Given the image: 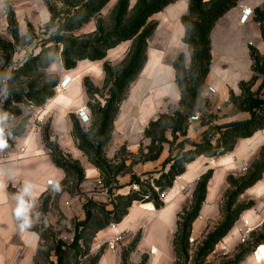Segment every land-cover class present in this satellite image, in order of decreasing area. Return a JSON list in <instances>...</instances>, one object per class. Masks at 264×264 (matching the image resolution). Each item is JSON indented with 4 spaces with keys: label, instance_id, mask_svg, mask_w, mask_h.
<instances>
[{
    "label": "rangeland",
    "instance_id": "1",
    "mask_svg": "<svg viewBox=\"0 0 264 264\" xmlns=\"http://www.w3.org/2000/svg\"><path fill=\"white\" fill-rule=\"evenodd\" d=\"M121 7L126 8L123 14ZM139 8L140 0H0V143L2 147L13 146L12 138L16 136L38 131L42 134L46 147L56 161L70 162L62 154L56 141L52 140L50 121L47 117H42L41 113L60 86V69H69L65 67V59L68 63H75L76 66L79 62H85L88 64V69L83 80L90 96L89 104L92 107L94 120L89 131L76 124L75 136L79 147L102 171L103 182L98 185L101 189L109 187L110 194L108 203L102 201L96 203L94 200L82 197L81 202H66L61 207L57 197L54 200H43L30 210L25 196L21 194L19 197L21 223L24 227L39 232L41 244L32 259L29 250L23 249L18 242L11 245L13 243L0 241V264H59L57 255L59 246L63 247L64 262L62 264H98L102 253L109 249L107 240L102 243L96 241L95 230L104 225V216H108L107 204L112 216L119 217L126 211L129 202L127 197L122 193L116 197L112 195L113 188L123 187L119 183L120 179H117L118 176L123 177L129 174L131 181L137 177L130 174L133 168L158 152L162 142H156L161 140V132L169 130L172 126L167 117L154 127H150L149 124L147 136L149 138L151 135L155 136L156 140L153 142L145 137L146 140L141 143L138 153L131 152L124 145L112 155L114 145L112 141L114 135L111 137L112 127L108 128L104 138L99 139L98 136L99 128L104 120V111L109 108L107 100L110 98V88L113 83L119 82L118 78L123 69L129 65L137 42V37L118 41L115 36L110 35L115 31L118 22L123 27L130 26ZM165 8L154 14L148 23L156 22L158 27ZM186 15L191 19L194 17L190 11ZM254 20L264 30V5L258 7ZM155 30L148 39L147 51L149 47L151 49L162 47L166 31H160L157 36H154ZM253 47L257 50L259 64L258 67L253 66L252 78L254 77L255 84L252 90L255 94L264 97V74L258 70V68L264 69V54H260L258 49ZM190 55L186 68L189 77H192L195 71V60L192 54ZM249 58L247 55L240 58V71L243 76L251 75ZM96 69L98 74L94 76L91 70ZM138 75L127 83V88L119 97L120 103L126 98L129 85L137 80ZM98 79L104 82L102 88L94 85V81ZM248 81L244 84L245 89H249ZM52 94L54 95L51 97ZM246 95L241 90L234 97H230V101L235 105L233 110H237L242 105ZM42 100H45V103L39 106ZM112 106L117 108L118 103ZM183 111V106L180 108L177 104L169 103L166 110L160 114L173 115ZM207 115L204 113L203 117L206 118ZM261 130H264V127ZM228 140L230 142L235 139L231 137ZM147 149H149L148 152ZM107 151L109 155L111 154L109 160L105 157ZM196 152V150L193 153L184 151L182 154L187 158H193ZM223 152L224 150L220 148L213 150L212 154L215 153V155L206 156L213 159L231 153L223 154ZM177 153L178 149H175L173 156H177ZM72 164L76 165L77 169L65 167L69 174L65 189L74 192L76 185L73 175L77 174L79 177L81 169L77 164ZM168 172V167L164 166L158 172H147L142 175V179L147 183L144 182L137 192L148 194L147 197L140 196L142 200L149 198L153 192L160 195L163 193L153 188L151 183L156 180L157 184L158 182L165 184V176ZM255 174L263 179L264 147L258 159L226 176L215 202L218 210L208 220L204 232L194 235L187 229L185 231L187 238L183 237L184 240L181 239L183 234L181 235L182 231L180 232L175 242L177 264H234L239 256H241L239 264L245 260L246 264L256 263L252 255V245L242 243L240 236L233 233L241 224L242 214L250 211L247 213L252 215V212L257 210L256 195L251 191L259 181L247 186ZM197 187L190 208L181 216L184 217V219L181 218L182 229L186 228L184 224H191L194 219L192 215L198 205L197 196L199 195ZM53 193L57 195L59 189ZM94 204L99 207V213H94L90 221L80 222L78 217L79 212L82 211L81 208L87 212L91 207L93 208ZM253 214V222L258 223L257 215L261 216L263 211L256 212V218L255 213ZM229 224H231L230 228H228ZM77 227L82 239L78 244H74ZM223 234H225L224 237H222ZM192 236L196 238L193 245L189 242ZM182 240L183 245H180ZM252 240L259 242L264 240V224L255 230ZM249 259L252 261L249 262Z\"/></svg>",
    "mask_w": 264,
    "mask_h": 264
},
{
    "label": "crops",
    "instance_id": "2",
    "mask_svg": "<svg viewBox=\"0 0 264 264\" xmlns=\"http://www.w3.org/2000/svg\"><path fill=\"white\" fill-rule=\"evenodd\" d=\"M190 3L191 0H177L165 8L163 18L154 33V36H157L160 31H166L162 47L148 48L146 63L139 72L137 80L129 85L126 98L118 106V112L111 128V137L114 135L112 155L124 145L131 152L138 153L142 146L141 143L146 140L145 137L152 141V137L147 136V127L150 122L157 119L169 103L177 104L181 108V91L176 80L174 64L182 53L186 55L187 63L191 57L189 45L184 40L187 29L182 22V17L189 12ZM241 5L253 9L256 15L258 7L264 5V0H240L237 6L217 21L211 33L213 53L211 70L194 114L200 117L204 116V113L218 114L219 117L210 124L213 126L251 118L247 112L232 114L233 104L230 96L231 92L240 93L241 82L252 78L254 61L251 57L250 46H255L263 55L264 37L254 17L246 24L241 22L243 14ZM244 55L250 57V76L241 75L240 58ZM87 67L88 64L85 62H79L73 69H60L61 82L66 79L68 81L69 78L71 82L66 88L58 87L56 94L48 101L41 113L42 117H47L50 121L52 140L56 141L62 154L81 169V180L78 179L77 174L73 175L76 185L74 192L65 189L69 176L68 171L54 159L40 132L31 131L27 135L12 138L14 145L11 147L10 145L2 147L0 143L2 147L0 148L10 152L15 158L0 161V241L13 243L11 245L18 242L23 249L29 250L32 259L41 244V235L37 230L22 225L19 199L11 192V188L25 196L29 210L43 200H54L57 197L61 207L66 202H81L82 197L94 200L96 203L101 201L108 203L109 201V187L101 189L98 185L103 182L101 169L79 147L75 136L76 124L89 131L94 120L92 107L89 104L90 96L83 80ZM91 71L94 76H97V69ZM94 85L102 88L104 82L98 79L94 81ZM210 87L215 91H211ZM82 105L88 106L91 116L89 123L82 122L78 115L77 110ZM207 128L208 125H204L201 119L190 121L187 135L180 134L175 147L186 137L195 142H203ZM165 136L172 141L174 139L172 129L167 130ZM219 136L220 133H216L213 144H216ZM23 147L25 151L21 152ZM263 147L264 130H260L252 137L238 139L231 153L213 159L205 154L194 157L186 164V171L176 177L173 186L166 188L161 194L164 201L162 208L157 209L153 201H134L130 207H127L115 228L104 225L95 230L96 241L100 243L109 241L118 234H123L124 237L115 250L108 249L102 253L98 264H123L124 258L127 264H177L175 242L182 230L181 216L192 204L198 181L208 171L213 172L208 185L206 201L198 216L189 226V231L194 235L202 234L210 217L216 214L218 208L215 202L226 176L258 159ZM191 150H194V147L187 144L184 151ZM110 155L107 151L105 157L109 160ZM170 155V143L162 142V147L158 152H155L153 157L147 158L144 163L135 166L130 174L140 178L141 184L139 185L142 187L144 182L147 183L142 179L143 174L158 172L164 166L168 167V171L170 170L171 164L165 163ZM129 176V174L123 177L118 176L117 179H120L119 183L123 187L113 188V196L116 197L122 193L127 197L130 192L138 193L133 190L134 182ZM51 180L53 183L49 184ZM158 184L156 180L151 183L153 188L160 191L161 187ZM58 189L57 195L53 193ZM251 192L256 195L255 208L263 211V214L257 215V218L256 212L258 211L255 209L256 211L252 212V217L254 218L253 213H255V218L259 223L264 221V200L262 198L264 176ZM81 209L79 221L86 220L88 213H90L89 220H92L94 213H99L97 204H94L93 208L91 207L87 212ZM109 210L107 204L108 214H110ZM233 233L237 234L236 229ZM251 259L249 262L252 261ZM246 263L245 260L241 264Z\"/></svg>",
    "mask_w": 264,
    "mask_h": 264
},
{
    "label": "trees",
    "instance_id": "3",
    "mask_svg": "<svg viewBox=\"0 0 264 264\" xmlns=\"http://www.w3.org/2000/svg\"><path fill=\"white\" fill-rule=\"evenodd\" d=\"M176 1L177 0H140V8L132 24L128 27H123L121 23L118 22L115 31L111 33L110 36H115L118 41L137 37V42L129 65L123 69L122 74L118 78L119 82L113 83L110 88V98L109 100H107V107L109 108L104 111V120L101 124V127L99 128V139L104 138L108 128L112 127L114 118L118 112V107L116 108L115 106V108H113L112 105L118 103L119 106V97L122 91L127 88V83L130 80L132 81V78L138 75V73L142 70L144 64L146 63L148 39L152 36L154 30L157 27L156 22L148 23V20L154 14L162 11L165 7ZM239 1L240 0H191L189 11L190 14H193L194 17L192 19L189 18V16L187 15L182 17V22L187 28L185 42L189 44L192 57L195 60V71L193 76L189 77L188 70L186 68L185 55H180L179 59L175 62L174 67L176 70V80L181 91L180 105L184 107V111L181 113H173V115L163 113L160 114L156 120L150 122V127H154L157 123L161 122L163 118L167 117L172 123L170 129H172L173 131L174 139L172 141H169L165 136L166 131H162L161 140H159V142H169L171 146V155L165 162L166 164L170 163L171 168L168 174L165 176V184H160V182H158V185L161 187V192H163L166 188L173 186L176 177L186 171V164L191 161L194 157L199 156L201 154L213 156L215 155V153L212 154L213 150H218L220 148L224 150L223 154L227 152H232L235 148L238 139L252 137L255 133H257L264 127V97L253 92L252 88L255 84L253 77L252 80L248 81L250 83L249 89L244 88V84L247 83V81L241 82L240 88L241 90H243L244 94L247 95L242 105L239 106L237 110H232L233 115L240 112H247L251 115L250 119L236 120L229 123L213 126L210 124L214 119L219 117L217 114L207 115L206 118L208 119L202 116L200 117L202 123L204 125H208V128L205 131L204 141L195 142L192 141L189 137H186L183 141L178 144L177 147H175V143L178 140L179 135H187V131L190 125V117L194 115L198 107L203 87L211 70V64L213 60L211 33L217 21L221 17H223L227 12H229L232 8L237 6ZM125 9V7H121L122 14L124 13ZM261 31L264 37V30L261 29ZM251 57L254 61V65L257 66L259 64V59L257 55V50L253 46L251 47ZM64 63L65 67L69 69L75 68L76 66L75 63L66 62V59ZM258 70L260 71V73L264 74V69L258 68ZM53 95L54 94H52L51 97ZM235 95L236 94L234 92H231L232 97H234ZM43 103H45V100H42L39 106H41ZM231 103L234 107V103L232 101ZM174 116L176 117L173 118ZM216 133H220V136L218 138L217 144H213L212 141L213 138L216 136ZM151 137L153 142H155L156 137L152 135ZM231 137L235 140L228 142V139ZM187 144L194 147V150L188 151V153H193V151L195 150L197 151L196 155L193 158H187L185 155L182 154ZM173 149H178L177 156H173ZM57 163L64 168L66 166H69L74 169H77L76 165H73L72 163L67 161H57ZM212 175L213 172L211 170L208 171L202 176L198 184V205L196 206V209L192 215L194 219L198 216L199 211L201 210V207L207 198L208 184L210 179L212 178ZM81 177L82 173L79 174L78 179L81 180ZM261 180L262 178L260 176L258 177L255 174V176L249 180L247 186L249 187L255 184L257 181ZM133 182L141 184V180L138 177L133 178ZM10 190L20 200L19 197L21 193L13 188H11ZM140 196H148V194H138L130 192V194L127 196V199L129 201L127 207H130L134 201H153L157 209H160L164 206V201L162 200L160 193L153 192L151 196L147 198L148 200H142ZM123 214L119 217L107 214L108 216H104V225H110L112 222H120ZM182 218L184 219V217ZM89 219L90 213H88V217L85 221H90ZM184 225V227L186 228L181 230V235L183 234L181 239L183 240V237H186L185 231L189 229L190 224ZM230 227L231 224H229L228 228ZM224 235L225 234H223L222 237H224ZM81 239V232L79 230V227H77L75 231L74 244H78ZM183 240L180 242V245H183ZM57 255L59 259V264H62L64 262L63 247H58ZM240 260L241 256L237 258L234 264H239ZM124 263L126 264V260L124 261Z\"/></svg>",
    "mask_w": 264,
    "mask_h": 264
},
{
    "label": "built area",
    "instance_id": "4",
    "mask_svg": "<svg viewBox=\"0 0 264 264\" xmlns=\"http://www.w3.org/2000/svg\"><path fill=\"white\" fill-rule=\"evenodd\" d=\"M241 8L243 10V14L241 17V22L243 24H246L250 22L254 15L255 11L251 8H246L243 5H241ZM71 82V78L67 81V79L63 82L60 83L59 87L66 88L68 84ZM211 91H215L214 88L210 87ZM78 115L82 122L84 123H89L91 121V116L88 110V106L82 105L78 108L77 110ZM200 120V115L194 114L193 116L190 117V121H197ZM21 152L25 151V148H21ZM15 159L14 156L10 152H6L2 149H0V161H9ZM53 181H49V184H52ZM132 188L134 191H138L141 189L140 185L137 183H134L132 185ZM264 200V195L262 196ZM250 212V211H247ZM244 213L241 215V224L236 227V233L240 236V240L242 243H249L252 245V255L255 258L256 262L258 264H264V256L262 255L261 257H258V252L260 251L262 245L264 244V240L256 241L252 240V235L255 232V230L263 224L264 221H260L259 223H255L252 220V215L249 213ZM115 222H112L110 226L112 228L116 227ZM123 234H118L116 235L113 239L107 241L108 243V248L111 250H115L119 243L123 240ZM189 242L193 245L196 242V238L194 236L190 237Z\"/></svg>",
    "mask_w": 264,
    "mask_h": 264
},
{
    "label": "bare ground",
    "instance_id": "5",
    "mask_svg": "<svg viewBox=\"0 0 264 264\" xmlns=\"http://www.w3.org/2000/svg\"><path fill=\"white\" fill-rule=\"evenodd\" d=\"M149 206H151V205L149 204ZM262 249H264V244L262 245L260 251L258 252V257H261L262 255L264 256V250H262Z\"/></svg>",
    "mask_w": 264,
    "mask_h": 264
},
{
    "label": "snow or ice",
    "instance_id": "6",
    "mask_svg": "<svg viewBox=\"0 0 264 264\" xmlns=\"http://www.w3.org/2000/svg\"><path fill=\"white\" fill-rule=\"evenodd\" d=\"M262 250H264V249H262Z\"/></svg>",
    "mask_w": 264,
    "mask_h": 264
}]
</instances>
